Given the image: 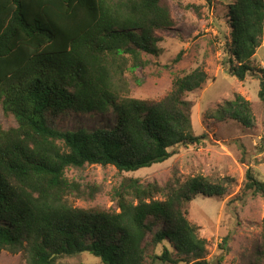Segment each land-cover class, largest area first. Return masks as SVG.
<instances>
[{
    "label": "trees",
    "instance_id": "1",
    "mask_svg": "<svg viewBox=\"0 0 264 264\" xmlns=\"http://www.w3.org/2000/svg\"><path fill=\"white\" fill-rule=\"evenodd\" d=\"M169 1L0 0V112L17 121L8 129L0 125V254L21 252L27 264H60L83 252L103 264H145L149 255L155 264L173 261L165 244L161 255L149 253L169 242L186 260L205 264L200 259L207 240L190 221L189 204L199 195L224 194L228 179L226 187L202 174L164 185L125 177L112 190L116 210L73 205L71 197H94L102 187L87 191L66 174L85 164L132 173L168 160L180 144L203 142L204 134L193 129L188 97L207 79L200 66L177 76L159 99L125 96L118 89L119 74L162 52L158 31L174 26ZM188 7L202 15L200 5ZM228 19L229 72L243 81L255 70L253 58L263 41L264 0H236ZM258 72L264 103V67ZM97 111H113L115 125L74 130L56 124L63 114ZM211 116L249 128L256 121L242 94ZM249 191L264 198V181L252 168L244 185V193ZM262 225L264 256V219Z\"/></svg>",
    "mask_w": 264,
    "mask_h": 264
},
{
    "label": "rangeland",
    "instance_id": "2",
    "mask_svg": "<svg viewBox=\"0 0 264 264\" xmlns=\"http://www.w3.org/2000/svg\"><path fill=\"white\" fill-rule=\"evenodd\" d=\"M236 0H170L174 26L158 31L162 36L158 56H145L149 62L135 71L124 70L123 76L116 78L119 91L125 96L159 99L171 91L177 76L201 67L207 74L206 81L193 92L188 93L193 103L192 124L195 134H204L200 144L178 145L176 153L168 160L144 167L136 172H118L114 166L103 167L85 164L83 167L69 168L66 172L83 188L100 185L102 189L94 197H71V203L84 208L116 209L112 190L125 177L140 178L142 183L157 182L164 185L170 180H185L202 174L212 181L221 180L227 187L222 195L197 196L189 204V219L199 227V235L207 240L206 253L200 259L205 264H264L260 255L262 243L264 198L252 191L244 193L246 173L252 168L256 177L264 181V103L258 93L260 89L259 68L264 67V37L254 56V68L245 80H240L229 72V51L231 27L228 12ZM201 6L199 15L189 5ZM180 51V61L174 59ZM224 62H227L226 64ZM131 65V62L128 64ZM242 94L252 103L256 117L253 128L229 119L219 121L211 113L227 100ZM56 124L62 129L81 127H113V111L75 113L61 115ZM0 125L8 129L16 126L13 115L0 112ZM158 198H163L158 195ZM229 235L227 245L222 246ZM164 244L172 251L173 261L155 264H194L191 257L186 260L179 255L169 242L150 249V254L161 255ZM60 264H103L101 259L83 252L64 257ZM0 264H27L25 256L3 250ZM145 264H153L148 255Z\"/></svg>",
    "mask_w": 264,
    "mask_h": 264
}]
</instances>
